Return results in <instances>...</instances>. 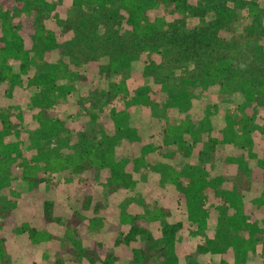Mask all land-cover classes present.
<instances>
[{
    "label": "rangeland",
    "instance_id": "374dc122",
    "mask_svg": "<svg viewBox=\"0 0 264 264\" xmlns=\"http://www.w3.org/2000/svg\"><path fill=\"white\" fill-rule=\"evenodd\" d=\"M46 1L47 30L34 37L21 27L24 12L0 0V37L6 17L23 37L31 58L22 83L0 85V234L5 237L0 264H139L133 258V249L147 236L139 235L132 241L126 238V225L112 228L120 209L148 215L158 210L166 212L151 222L148 237L151 243L156 241L148 264H162L159 252L164 241L159 232L166 224L180 221L178 235L182 240L178 243L184 242V247L190 248L233 211L223 204L220 195L215 200L205 199L206 226L197 231L180 197L179 185L193 183L200 177L215 179L222 168L223 154L252 147L258 155H264V30L252 35L243 28L247 20L237 25L240 33L227 43L215 30V21L189 17L177 26L168 25L158 36L159 56L164 63L148 72V52L133 49L135 39L125 35L123 25L128 31L131 26L111 19V7L119 8V3L110 5L108 11L87 1ZM209 3L239 5L242 14L250 12L251 6L264 8V0ZM91 18L93 21H83ZM84 32L85 37H92L90 47L75 40L76 34ZM95 52L106 63L117 52L128 60L126 69L104 78L99 89L81 86L74 75L86 64V54ZM222 55L229 59L225 63L228 70L223 73L219 70ZM11 62L19 71V61ZM64 66L71 80H57L56 91L39 82L43 74ZM244 83L251 87L257 101L253 107L257 112L255 120L247 119L246 125L241 105H252V98L245 96ZM45 107L50 108V117L64 123L49 137L44 135L38 117ZM3 114L9 115L10 127L5 126ZM167 115L174 116L177 124L191 122L194 133L178 144L177 136L165 132ZM243 134L252 141L244 139ZM217 137H221L219 142H214L212 139ZM140 141L158 147L142 149L137 146ZM161 145L166 149H160ZM94 148L111 153L112 160L120 163L122 176L119 183L113 182L111 175L96 181L85 206L79 194L89 172L81 171L73 161ZM134 156L144 163L129 169ZM31 159L46 172L47 180L37 189L20 175ZM250 164L256 166V161ZM228 170L231 187L235 166L229 164ZM215 182L222 187L218 179ZM256 185L252 194L245 192L248 202V195L258 196L264 191V183L257 181ZM47 200L52 201L49 221L44 220ZM247 206L249 212L252 206ZM78 212L86 225L83 228L73 217ZM253 217L261 223L264 211L258 209ZM93 239L106 246L105 252L93 261L75 259L73 252L80 253Z\"/></svg>",
    "mask_w": 264,
    "mask_h": 264
},
{
    "label": "trees",
    "instance_id": "16d2710c",
    "mask_svg": "<svg viewBox=\"0 0 264 264\" xmlns=\"http://www.w3.org/2000/svg\"><path fill=\"white\" fill-rule=\"evenodd\" d=\"M9 6L15 7L17 11L24 12L26 15L22 21L21 27L26 28L28 32L36 37L39 34L46 32L45 21L48 16L46 14V0H16L15 3L5 0ZM75 2L87 1L95 4L102 9L111 11L113 21H122L128 23L131 29L128 31L124 24L125 35L134 40L133 49L139 51H147L149 59L145 61L146 71H153L156 66H162L164 59L159 56L160 44L157 38L163 33L168 25L177 26L182 21H187L189 17H202L213 20L215 30L221 33L222 40L227 43L231 42V38L239 34L237 25H244L246 31L252 35L262 33L264 30V8L251 6V10L244 14L238 11L239 5L235 6H210L209 0H74ZM115 3H119V8L113 7ZM110 5L112 6L110 9ZM83 21H93V19H85ZM260 26V27H259ZM259 27V28H258ZM19 29V28H18ZM97 29V28H96ZM258 29V30H257ZM50 33V31H49ZM85 32L76 34L75 40L77 43H86L90 47L92 37H85ZM91 35V34H90ZM130 39V38H129ZM89 44V45H88ZM231 46L230 44H226ZM120 50V49H119ZM96 51V50H95ZM230 58V57H229ZM19 61V71L14 69V64L11 60ZM97 52L86 54V64L74 72L77 82L81 86H90V88L99 89L101 81L111 75L120 73L126 69L128 62L127 56L117 52L116 55L110 58L109 63L100 60ZM226 56L222 55L219 59L220 72H224L227 64ZM231 63V62H229ZM31 66V58L29 52L24 48V39L6 17L2 23V35L0 37V85L2 82H10L11 84L22 83L23 75L28 74ZM231 68L234 66L232 63ZM61 68V67H60ZM234 69V68H233ZM236 70V69H235ZM218 71V73H220ZM264 72V68H263ZM69 70L67 66L61 69H53L48 73L43 74L38 79L39 82L48 85V89L56 91L58 86L57 80L68 77ZM71 78L68 77V80ZM37 80V81H38ZM77 83H74L76 87ZM122 88V86H119ZM243 92L247 98H252V105H247V102L241 105L243 108L242 120L247 123L255 120L257 113L253 107L257 103L254 92L247 84H243ZM55 94V92H52ZM54 111H51V113ZM53 114V113H52ZM50 108L45 107V110L39 111L38 117L43 123V132L46 137H49L64 126L60 118L53 119L50 117ZM168 136H177V143L181 144L186 141L192 131L191 122L176 123V118L172 115L165 116ZM2 119L6 127H10L12 121L8 114H3ZM244 135V134H243ZM221 138V137H220ZM220 138H213L214 142ZM244 139L248 142L252 139L244 135ZM219 142V141H218ZM142 149L152 150L158 146L155 143L149 142L146 145L143 141L137 144ZM166 149L165 146H160V149ZM112 154L106 150L91 149L85 155L80 154L79 158H74L73 163L80 165L81 171H88L82 181V188L79 198L83 205L86 206L88 199L92 195V189L96 181L104 178H109L114 182L119 183L120 170L119 162L112 160ZM135 158V159H134ZM129 161L128 168L134 169L144 163L139 157L134 156ZM224 161L221 163V170L215 179L221 182L222 187H217L215 179H207L200 177L193 183H184L180 186V197L184 199L189 210V219L196 226L195 230H202L206 226L207 208L204 200H215L219 195L225 206L229 205L233 211L226 214L220 221V226L214 231L206 232L201 240L195 243V246L190 248L184 247V242H181V236L178 235L182 228L180 221L166 224L161 228V235L164 245L161 247L159 257L162 264H264V217L261 223L258 219H254L255 211H264V191L258 196H249L250 202L247 201L245 192H251L252 189L258 188L257 181L264 183V155L260 156L252 147L248 150L240 148L233 154H223ZM238 159V161H236ZM73 160V159H72ZM111 160V161H110ZM256 161V166L250 163ZM235 166V177L233 186L230 187L228 182V166ZM21 177L26 179L29 184H32L34 189L47 180L45 169L40 168L36 160H28L22 167ZM68 170H72L71 167ZM177 179L175 178V181ZM121 181V180H120ZM227 181V182H226ZM178 184V180L176 181ZM252 194V192L250 193ZM203 205H202V204ZM250 204L252 209L247 212V204ZM52 201L45 202L44 220H51L50 207ZM257 209V210H256ZM147 212L141 211L130 213L120 209L115 216L112 228L129 227L126 238L135 240L139 235L147 237L141 241L138 246L134 247L133 258L139 264H148L153 256L152 247L156 244L151 243L148 239L152 232L151 222L158 219L166 212L158 210L153 215H148ZM75 222L80 224V227H85L83 218L78 213L73 215ZM262 224V225H261ZM44 233H41V235ZM5 237L0 234V252L3 250ZM185 241V240H184ZM97 239H93L91 245L82 247V251H74V258L82 260L83 258L95 260V256L104 253L106 246H102Z\"/></svg>",
    "mask_w": 264,
    "mask_h": 264
}]
</instances>
